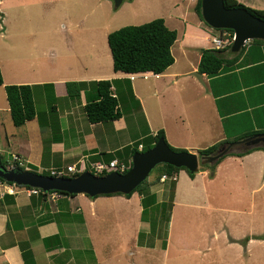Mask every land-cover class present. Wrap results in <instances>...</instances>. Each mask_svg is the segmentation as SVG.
I'll list each match as a JSON object with an SVG mask.
<instances>
[{
  "label": "crops",
  "instance_id": "crops-1",
  "mask_svg": "<svg viewBox=\"0 0 264 264\" xmlns=\"http://www.w3.org/2000/svg\"><path fill=\"white\" fill-rule=\"evenodd\" d=\"M190 1L195 9L198 0ZM238 1L264 10V0ZM181 16L179 21H182ZM177 20L165 19L167 26L178 32L172 47L175 62L164 72L151 74L148 78L141 76L131 80L129 73L114 69L106 29L102 30L101 37L96 30L95 33L91 31L92 37L86 40L80 37L76 43L73 41L74 50L66 47L67 53L55 42L41 40L30 43L35 50L32 61L22 58V54L7 56L5 60L0 58L4 78V84L0 86V158L4 161V156L8 158L11 153H17L26 162L22 169L42 173L55 168L66 169L76 162L88 165L95 161L108 162V158L130 162L133 159L130 149L159 130L165 132L167 142L174 148L199 155L200 150L218 142L240 140V136L263 132L264 120L259 121V118L264 116V43L250 41L236 57L225 52L230 61L218 74L200 73L201 78H198L195 72H199L202 50L211 46L201 45L194 37L203 26L200 20L197 26L190 27L196 34L190 33ZM183 23H186L185 19ZM13 25L12 32L14 29V32L22 33L23 29ZM9 32L10 28L4 29L1 35L7 36ZM40 45H44L42 53ZM192 49L196 54L194 60L190 58ZM104 79L114 81L113 90L120 94L121 116L93 123L85 106L97 97L93 82ZM68 82H82L80 93L70 94ZM8 84L33 85L36 116L22 126L5 118L8 114L11 116L5 89ZM129 85L134 95L130 93ZM248 110L252 112L249 121L251 119L253 123L251 129H244L242 115ZM176 174L178 178L172 188L171 227L178 208L190 204L184 202L192 200L193 190L198 186L204 188L206 196L208 186L219 185L229 190L244 183V186L256 185L255 190L263 189L264 150L256 149L242 156L228 155L214 169L202 167L194 176L186 169ZM158 182H150L149 196L155 194L156 202L149 207L155 208L167 201L159 199L154 190ZM170 182L160 183L165 189L170 187ZM2 191L0 188V264H132L133 250L139 254L138 248L148 249L138 244L132 248L130 239L123 237L125 232L131 231V226H136L137 232L148 231L146 217L150 212L143 215L144 195L139 192L130 197L117 194L96 198L84 193L59 194L60 197L53 200L50 195L3 194ZM258 205L261 217L252 210H248L249 213L235 209L241 212L226 216L220 230H213L212 235L207 231L200 233L203 241L210 237L208 242L212 243L224 237L227 247H238V252L239 244L242 245L243 254L237 255V263L264 264V195ZM247 216L255 217L252 222H258L259 231H250L243 246L241 240L246 236L232 233L230 227L233 225L228 222L234 221L239 226V219ZM171 227L167 233L169 243L162 254L163 264L168 262L165 258L169 257L172 244ZM179 236L181 241L187 238L183 239L182 234ZM196 238L190 236L191 241ZM126 251L129 252L128 260L126 256L121 259L119 255V260L112 256V253L125 255ZM200 251V258L208 255L205 247ZM227 259L205 263L228 264Z\"/></svg>",
  "mask_w": 264,
  "mask_h": 264
},
{
  "label": "rangeland",
  "instance_id": "rangeland-1",
  "mask_svg": "<svg viewBox=\"0 0 264 264\" xmlns=\"http://www.w3.org/2000/svg\"><path fill=\"white\" fill-rule=\"evenodd\" d=\"M177 3H179V6H176ZM31 6L34 7L30 8ZM185 12H187L186 15ZM181 14L182 21H179ZM198 16L194 9L193 1L190 0H124L118 7L115 6L114 0H0V58L5 60L7 56L22 54V58L26 57L32 61L35 57V50L30 46V43H39L41 40L55 42L60 49L67 53L66 47L74 50L73 41L76 43L80 37H84L85 40L92 37L91 31L95 33L98 30L101 37L104 29L110 33L126 25H138L156 18L169 19L171 22H175V19H178L177 21L184 25L190 33H194L190 27L192 25L197 26L200 20L203 26H200L201 31L194 37L199 40L201 45L213 46L211 39L219 33ZM183 19L186 20V23H183ZM33 24H35V27ZM12 25L14 28L23 29V31L18 30L22 31V33H16L14 29L12 32ZM9 28V35H1L4 29ZM180 30L182 31V29ZM96 38L94 35L93 40ZM106 41L108 43L107 38ZM43 48L44 45H40L41 53ZM194 52L195 50L192 49L191 60L195 59L196 54ZM142 72L133 73L137 74L136 77H141L139 74ZM133 73H129V77ZM142 78L144 77L142 76ZM40 107L44 109V106ZM251 114L252 112L248 110L242 115L245 118V120L243 119L244 129H251L253 123L251 119L249 121ZM5 118L12 121L10 114L5 116ZM262 120H264V116L259 118V121ZM3 159L7 161L6 165L8 166V162H11L10 155L8 158L4 156ZM206 166L207 164H201L200 168ZM63 172H66V169ZM158 174L159 171L156 167L149 175L151 178H148L149 181L157 180ZM160 182L154 185V190L157 191L159 199H167L168 202L164 201L166 205L163 206L161 204L158 208L147 207V211L150 212L147 215L148 217H146L148 231L137 232V227L131 226V231H127L123 235L126 240L130 239L129 245L132 248L138 245L148 248H138L137 253L139 254H136L135 250H133L131 256L132 264H163L164 257L162 254H164L169 243L167 233L170 230L171 222L168 216H172V201L174 199L172 193L174 190L170 188L171 184L169 183L170 187L162 188L163 186ZM250 185L246 184L244 186V183H239V188L232 185L233 188L229 190L219 185L208 186L206 190V192L208 191L207 196L202 186L194 189L195 194L192 200L188 199V202H184L190 204L184 207L180 206L177 217L174 218L173 216L172 238L170 239L172 244H170L169 248V257L165 258L166 261L168 260L167 264H206L205 261L210 262L224 258H228V264H239L236 259L238 254L239 256L243 254L241 244H239L238 252V247H227L224 237L209 243L208 239L210 237L204 238L206 241H203L200 233L207 231L212 235L213 230H220L225 225L226 216H235L236 213L241 212L235 209H243V211L247 210V212L252 210L259 213L258 200L264 195V188L255 190L257 186ZM186 193L184 192V197ZM185 199L187 198H183V200ZM254 204L256 207H254ZM259 217H261L260 213ZM252 219H255V217H241L239 226H236L237 223L235 224L234 221H229L228 223L233 225V227H230V229H233L232 233L246 236L250 231H259L258 222L254 221L253 223ZM225 229L229 228L226 227ZM180 234L183 235V239L185 236L187 238L181 241ZM192 235L197 236L193 241L190 239ZM248 237L246 236L245 239L241 240L243 246L246 244ZM121 244L124 245L123 243ZM209 244L210 249H208ZM203 247L208 250V255L200 258V250ZM128 254L129 252L126 251L125 255L112 253V256H117L118 260L119 255L121 259L126 256L125 258L128 260Z\"/></svg>",
  "mask_w": 264,
  "mask_h": 264
},
{
  "label": "trees",
  "instance_id": "trees-1",
  "mask_svg": "<svg viewBox=\"0 0 264 264\" xmlns=\"http://www.w3.org/2000/svg\"><path fill=\"white\" fill-rule=\"evenodd\" d=\"M201 2L202 0L197 1L195 10L200 16V18L204 20L201 11ZM224 3L225 6L229 8H235V7L246 8L253 15L264 20V10L247 6L238 0H224ZM215 30L217 31V33L218 32H222L223 34L226 33L225 35L226 38L232 39L234 35V30L232 29H215ZM177 38H178L177 30L168 27L164 18H156L142 24L126 25L119 29H116L110 32L108 35V43L114 61V69L116 71H123L126 73L142 72V71H152L155 73H162L175 62V58L172 53V47L175 41L177 40ZM251 41L264 43V40L262 39H253ZM247 44L248 43H246V45H244L239 52H233L231 50L232 43H228L227 45H225V47L220 49H215L211 47L203 49L201 53V59H200L198 71L200 73H207L208 75L211 76L218 74L221 71L223 65L228 61H230L225 57V52L231 53L235 55V57L240 56L241 53L245 50ZM93 83L96 86L97 97L89 100L85 106V111L89 120L95 123V122L114 120L119 118L121 116V111L119 109V104L121 99H120V94H116L115 91L113 90L114 81L109 79H104V80L94 81ZM3 84H4V78L0 66V86ZM81 85L82 82H68L67 86L69 93L73 95L80 93ZM128 88L130 90V93L134 95L132 86L129 85ZM5 89L10 106L11 117L13 123L16 126H22L28 120H31L36 116L33 85L8 84L5 86ZM250 135L251 134L240 136L239 139H243ZM160 138H164L167 141L165 132L163 130H159V132L154 136H148L144 138L140 143L138 142L134 148L130 149L131 154L134 155L135 152L140 151L139 150L140 144H143L142 151L150 149L157 143V141ZM236 141L238 140H234V141L224 140L218 142L214 145H211L205 149L200 150V156H209L216 154L219 148L223 146H228ZM172 148L177 151L184 150L174 147ZM256 149L264 150V145L249 147L245 143H234L228 153L222 156L218 161L212 164H207V167L214 169L216 165L220 163V161L227 155L242 156ZM0 159L1 162L6 164V162H4L2 158ZM107 161L108 162L111 161V158H108ZM129 163L132 166V161H130ZM156 167L158 168L159 171L157 181H160V178L163 174L173 175L179 172L181 169H186L191 176L195 175V173H191L185 167H177L168 163H162ZM42 173L52 175V173H46V172H42ZM0 180L5 181L1 178ZM170 183H171V188H173L175 186V181H171ZM150 185L151 184L147 179L144 182H142L140 185H138L129 194H124V193L101 194L94 196L93 198L102 195H117V194L130 197L134 192H139L144 195L143 215L144 214L146 215L148 213L147 207H149L152 203L156 202L155 194H151L149 196ZM53 192H57L59 194H65V195H76L58 190H51L46 193H42L38 195L46 197L48 193H53ZM172 196H174V193H172ZM161 204L163 206L166 205L165 202H162L158 204L156 207L157 208L160 207ZM168 217L170 218V216Z\"/></svg>",
  "mask_w": 264,
  "mask_h": 264
},
{
  "label": "water",
  "instance_id": "water-1",
  "mask_svg": "<svg viewBox=\"0 0 264 264\" xmlns=\"http://www.w3.org/2000/svg\"><path fill=\"white\" fill-rule=\"evenodd\" d=\"M124 0H114L120 6ZM202 16L205 22L214 29L234 30V41L231 50L239 52L247 42L253 39L264 40V20L253 15L246 8L225 6L224 0H202ZM201 78L200 72H195ZM234 143H245L247 146L264 145V132L256 133L240 139L228 146L219 148L218 152L209 156L197 153L174 150L169 143L160 138L148 150L135 152L129 171H117L105 175H96L85 170L77 176H54L18 167L9 168L0 160V178L17 185L39 187L48 192L51 190L65 191L71 194H88L91 197L101 194H129L138 185L149 178L153 169L162 163L177 167H185L196 173L200 165L212 164L230 151Z\"/></svg>",
  "mask_w": 264,
  "mask_h": 264
},
{
  "label": "built area",
  "instance_id": "built-area-1",
  "mask_svg": "<svg viewBox=\"0 0 264 264\" xmlns=\"http://www.w3.org/2000/svg\"><path fill=\"white\" fill-rule=\"evenodd\" d=\"M219 34L215 35L212 39L211 42L213 43V46H211V48H215V49H220L225 47V45H227L228 43H233L235 36L233 35L232 39L231 38H226L225 34H223L222 32H218ZM250 42V41H249ZM247 42V43H249ZM152 72V71H151ZM149 71L146 72H142L139 75L143 76L144 78H148L149 75L153 74V75H157L158 73H151ZM137 76L136 73H133L130 75L131 79H135ZM140 151H142L143 145L140 144L139 145ZM10 161L8 162V167H18V168H23L25 167V159L17 154V153H11L10 154ZM131 167V164L129 162H126L124 160H120L118 158L112 159L109 162L106 161H95V162H90L89 165L86 164L85 162H76L73 164H70L66 167V172H63L64 169H59V168H55L53 170H51L50 173H52V175L54 176H77L80 173H82L85 170H89L92 173L96 174V175H105L108 174L110 172L113 171H117L120 173H125L127 170H129ZM177 174H173V175H168V174H163L160 178L161 182H166L168 180L170 181H175L177 180ZM0 188L3 190V194L5 193H11V194H16L19 192H25L28 196H32L35 194H42V193H46V191H44L43 189L39 188V187H31V186H23V185H17L14 183H9L8 181H2L0 180ZM48 195L51 196V198L54 200L58 197H60L59 193L57 192H53V193H48Z\"/></svg>",
  "mask_w": 264,
  "mask_h": 264
}]
</instances>
